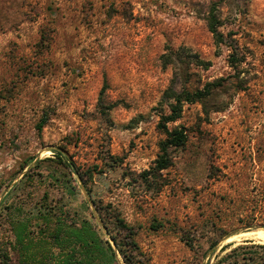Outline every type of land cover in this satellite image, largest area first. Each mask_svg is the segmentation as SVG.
I'll use <instances>...</instances> for the list:
<instances>
[{"label": "rangeland", "instance_id": "obj_1", "mask_svg": "<svg viewBox=\"0 0 264 264\" xmlns=\"http://www.w3.org/2000/svg\"><path fill=\"white\" fill-rule=\"evenodd\" d=\"M116 218L141 264H264V0H0V261L123 264Z\"/></svg>", "mask_w": 264, "mask_h": 264}, {"label": "trees", "instance_id": "obj_2", "mask_svg": "<svg viewBox=\"0 0 264 264\" xmlns=\"http://www.w3.org/2000/svg\"><path fill=\"white\" fill-rule=\"evenodd\" d=\"M215 9L213 8L209 14V18L207 20V27L209 32L212 34L213 38L217 43L222 42V34L218 32L219 22L217 17L214 15ZM167 93V114H160L159 121L157 123V129L164 136L163 140H161L158 144V153L157 156L150 167L149 171L144 172L143 181L147 182L148 177L150 179L161 177L162 172L168 170L172 166V152L178 149H181L185 146L187 141V134L184 128L181 127H173L169 128L168 125L170 123H174L181 118L182 108L184 104H193L196 102H200L206 97L210 95V90L208 88H203L202 90L188 91L186 89H182L180 92L175 93L174 91H168ZM57 158L61 159L65 167L68 169L69 173L75 177V179L81 180L82 174L78 172L74 168V166L68 162L66 158H63L61 153H58L56 150L52 151ZM157 186H155V189ZM114 224L117 227V231L119 233H125V238L130 239L127 242H117L113 238V243L116 247V251H113L109 244L106 243V248L109 250V257L112 262L116 263V252L119 254L123 264H141L139 262V249L136 243L133 240L132 229L125 224L123 220L120 218H116L114 220ZM104 233V228L102 227ZM87 244H89L87 242ZM86 244V245H87ZM264 250V246H259ZM95 250L98 251L99 248L95 247ZM105 259V258H104ZM0 264H10L9 258L5 254L1 256Z\"/></svg>", "mask_w": 264, "mask_h": 264}, {"label": "bare ground", "instance_id": "obj_3", "mask_svg": "<svg viewBox=\"0 0 264 264\" xmlns=\"http://www.w3.org/2000/svg\"><path fill=\"white\" fill-rule=\"evenodd\" d=\"M241 236H248L250 239L258 242L261 245H264V232L263 231L257 230V231H252L250 233H243Z\"/></svg>", "mask_w": 264, "mask_h": 264}]
</instances>
